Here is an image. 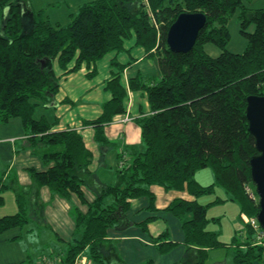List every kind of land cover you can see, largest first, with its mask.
Returning <instances> with one entry per match:
<instances>
[{
    "label": "trees",
    "instance_id": "trees-1",
    "mask_svg": "<svg viewBox=\"0 0 264 264\" xmlns=\"http://www.w3.org/2000/svg\"><path fill=\"white\" fill-rule=\"evenodd\" d=\"M190 10L205 12L206 25L191 50L173 51L166 41L167 31L181 12ZM237 10L248 39L243 52L227 48L228 20ZM130 39L157 61L160 72L130 79L131 89L147 92L150 111L137 119L144 149L125 146L120 159L125 154L128 158L117 169V181L105 183L90 170L93 152L78 130L54 131L46 116L35 114L59 91L56 64L64 73L83 64L90 67L111 51L125 50ZM208 43L219 47L218 55L207 51ZM112 64L119 69L106 83L112 96L103 103L100 116L84 121L95 127L96 141L110 148L113 143L105 126L126 111L127 96L121 79L125 65L116 60ZM95 74L94 67L88 76ZM250 94L264 95V6L251 8L246 0H91L63 25L44 17L43 10L35 12L28 0H0V123L21 118L30 145L48 165L43 171L30 169L37 187L47 185L64 197L74 191L87 201L82 189L86 184L96 194L86 202L87 211L74 209V239L55 264H128L109 240L108 229L129 222L126 213L132 198L146 196L148 208L157 210L152 184L187 188L195 196L175 198L164 208L182 222L187 248L196 249L192 263L176 264H205L211 249L228 246L219 231L207 228L209 208L230 199L247 217L256 216L260 209L258 194L255 199L246 189L250 185L256 192L250 158L258 153L245 115ZM206 167L214 181L203 185L196 173ZM3 186L0 182V204ZM215 186L223 188L226 198L201 203L198 198L214 192ZM17 200L19 211L0 216V234L29 220L19 193ZM155 217H147L143 228ZM246 227L245 235L237 231L230 244L234 264H254L264 254V246L254 243L255 233L247 223ZM153 239L162 252L177 244L168 240L167 231ZM82 254L88 257L86 263L79 262ZM141 264L155 263L148 259Z\"/></svg>",
    "mask_w": 264,
    "mask_h": 264
},
{
    "label": "crops",
    "instance_id": "crops-1",
    "mask_svg": "<svg viewBox=\"0 0 264 264\" xmlns=\"http://www.w3.org/2000/svg\"><path fill=\"white\" fill-rule=\"evenodd\" d=\"M113 60L125 65L121 79L127 88V96L124 101L126 111L115 115L105 126V133L113 143L110 148L103 147L96 141L95 127L84 121L100 116L103 103L112 96L111 91L106 88V83L113 73L119 70L113 66ZM73 65L74 62H71L69 68ZM94 67L96 74L88 76ZM55 69L61 77L59 91L50 103L42 106L45 108L41 109V113L36 114V117L46 116L52 122L54 131L70 128L78 130L87 148L93 152L90 170L105 183L116 182L118 163L124 147L136 145L139 149H144L141 126L137 119L150 111L146 90L131 89L130 79L138 74L145 77L158 75L160 71L157 61L149 58L145 49L135 44V39H130L126 41L125 50L111 51L90 67L83 64L80 69L70 73H64L58 65ZM28 137L21 118L14 117L6 124L0 123V182L4 183L0 216L19 211L18 193L29 216L23 227H13L0 234V264H39L40 257L46 253L60 259L75 236L74 209L78 207L84 212L87 211L86 202H91L96 197L95 191L86 184L82 185V189L87 201H83L74 191L69 197H64L53 193L47 185L37 187L30 169L43 171L48 165L30 145ZM210 171L209 167L199 170L196 179L203 185L209 184L206 180H210L211 173L213 176ZM151 189L156 195L157 210L148 208L149 198L146 196L132 198L126 213L129 222L109 228V240L128 264H141L148 259H152L155 264H176L179 261L192 263L196 249L187 248L182 222L164 208L175 198L194 199L195 196L185 188L166 189L162 185L152 184ZM220 190L224 191L221 187ZM225 195L224 191L223 196H220ZM198 200L201 201V197ZM212 200L201 203H209ZM150 216L156 217L149 221L144 229L141 224ZM207 216L211 219L207 228L219 231L220 240L228 246L217 248L225 253L215 254L217 249H211L205 264H234V246H230L231 241L237 231L245 235L246 230L245 215L241 213L240 205L237 202L217 203L209 208ZM214 217L220 220L217 222ZM164 231H167L168 240L177 243L167 252H162L153 239ZM32 235H35L34 240L38 239L43 243L38 248L36 259L30 255L26 246L27 236L31 238ZM82 255L79 256V262L86 263L88 257Z\"/></svg>",
    "mask_w": 264,
    "mask_h": 264
},
{
    "label": "water",
    "instance_id": "water-1",
    "mask_svg": "<svg viewBox=\"0 0 264 264\" xmlns=\"http://www.w3.org/2000/svg\"><path fill=\"white\" fill-rule=\"evenodd\" d=\"M207 14L203 11H183L170 25L166 41L176 52H187L193 48L201 29L206 25ZM245 115L248 129L256 140L258 153L250 158L251 176L259 197L260 209L257 218L264 228V95L247 96Z\"/></svg>",
    "mask_w": 264,
    "mask_h": 264
},
{
    "label": "rangeland",
    "instance_id": "rangeland-1",
    "mask_svg": "<svg viewBox=\"0 0 264 264\" xmlns=\"http://www.w3.org/2000/svg\"><path fill=\"white\" fill-rule=\"evenodd\" d=\"M28 1H29L30 5L32 6V8L34 9L35 12L43 10L44 17H49V19L53 23L60 22L63 25H67L70 21L71 14L77 13L80 5H82L85 2L91 1V0H28ZM246 4L248 6H250L251 8H259V7L264 6V0H246ZM228 27H229V31H230V39H229V42L227 44V48L233 52H243L246 48L247 43H248V39L245 36V34H243V32L241 31L240 22L238 19V10L229 18ZM206 49L211 55H214V56L218 55V53L221 51L219 49V47H217L216 45H214L212 43H208L206 45ZM43 108H45V107H42L41 105L38 106V108L36 110V114L41 113V111H42L41 109H43ZM213 177H214V175L212 176V173H211L210 180H206L207 183H209V184H210V182L212 183V181H214V180H212ZM185 189H187V188H185ZM218 189L220 190V187L215 186L214 192L201 196V201L206 202V201L211 200V199L214 200L217 196H220V195L223 196L224 191H221V190L218 191ZM222 196H220V197H222ZM155 197H156V195H155ZM222 198H226V195H225V197H222ZM155 202H156V198H155ZM221 202L225 203V202H236V201L226 199V200L221 201ZM7 204H8V202L5 203V206H7ZM216 218L217 217H214L213 219H216ZM216 221L218 222V220H216ZM33 237H35V235H32L31 238H30V236L29 237L27 236L26 246H27V250L30 252V255H32L36 259L38 257L36 254V253H38V248L41 247L43 245V243L39 242L38 239L34 240ZM218 252L225 253V251H223L222 249H217L215 251V254ZM46 255H49V254L46 253ZM82 256H84V254ZM50 257H51V259L55 258V256H50ZM42 258H43V255L40 257V259H42ZM56 259H57V261L59 260L58 258H56ZM256 262H258L259 264H264V254H263V257L261 258V260H258Z\"/></svg>",
    "mask_w": 264,
    "mask_h": 264
},
{
    "label": "built area",
    "instance_id": "built-area-1",
    "mask_svg": "<svg viewBox=\"0 0 264 264\" xmlns=\"http://www.w3.org/2000/svg\"><path fill=\"white\" fill-rule=\"evenodd\" d=\"M128 156L125 154L118 163V167L119 168H123L126 164V160H127ZM247 191L249 192V194L253 197V198H257V194L256 192L251 188L250 185L246 186ZM245 231L244 233H246L247 228L246 227V223L248 224V226L250 228H252V230L255 233V242L257 244H260L262 246H264V228L262 227V225L260 224L257 215L256 216H252V217H247L245 216ZM55 258L51 259V257L49 255H44L42 259L39 260V264H55Z\"/></svg>",
    "mask_w": 264,
    "mask_h": 264
},
{
    "label": "clouds",
    "instance_id": "clouds-1",
    "mask_svg": "<svg viewBox=\"0 0 264 264\" xmlns=\"http://www.w3.org/2000/svg\"><path fill=\"white\" fill-rule=\"evenodd\" d=\"M257 193V192H256ZM259 198V197H258Z\"/></svg>",
    "mask_w": 264,
    "mask_h": 264
}]
</instances>
